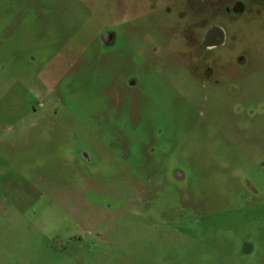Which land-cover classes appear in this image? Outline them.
Segmentation results:
<instances>
[{"label":"rangeland","instance_id":"rangeland-1","mask_svg":"<svg viewBox=\"0 0 264 264\" xmlns=\"http://www.w3.org/2000/svg\"><path fill=\"white\" fill-rule=\"evenodd\" d=\"M228 2L0 0V264H264V0Z\"/></svg>","mask_w":264,"mask_h":264},{"label":"flooded vegetation","instance_id":"flooded-vegetation-1","mask_svg":"<svg viewBox=\"0 0 264 264\" xmlns=\"http://www.w3.org/2000/svg\"><path fill=\"white\" fill-rule=\"evenodd\" d=\"M228 1H229L228 4L226 3L227 5L225 6L226 12L231 11L233 16H237L239 12L240 13L242 12L244 0H228ZM198 2L204 3L206 2V0H198ZM229 4H233V7H230ZM226 35H227L226 31H224V29L221 26L217 24H212L206 29V32L203 35L202 43L204 48L213 49V50L221 48L225 43ZM205 70L206 73L205 71L204 72L202 71L203 75L207 74L208 76L209 75V73H207L208 71L212 73L210 67L208 68L205 67Z\"/></svg>","mask_w":264,"mask_h":264}]
</instances>
